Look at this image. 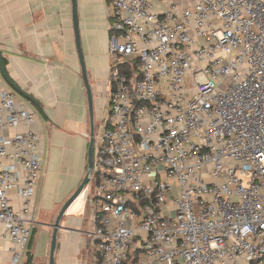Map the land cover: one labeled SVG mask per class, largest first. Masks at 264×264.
Here are the masks:
<instances>
[{"label":"built area","instance_id":"1","mask_svg":"<svg viewBox=\"0 0 264 264\" xmlns=\"http://www.w3.org/2000/svg\"><path fill=\"white\" fill-rule=\"evenodd\" d=\"M107 2L111 93L79 197L97 264H264V0ZM35 120L0 89L12 264L35 225Z\"/></svg>","mask_w":264,"mask_h":264},{"label":"crops","instance_id":"2","mask_svg":"<svg viewBox=\"0 0 264 264\" xmlns=\"http://www.w3.org/2000/svg\"><path fill=\"white\" fill-rule=\"evenodd\" d=\"M76 5L79 42L92 91V120L76 51L71 0H0V56L8 77L37 102L14 93L16 102L36 117L30 128L40 138L43 160L32 214L35 227L40 219L44 221L41 251L32 252L29 240L17 264H27L28 257L30 264H47L52 226L73 193L70 189L77 188L72 170L80 176L87 171L91 133L97 135L108 109L110 6L107 0H76ZM0 89L12 91L1 74ZM26 129L23 123L18 127L20 132ZM46 157L49 165L44 172ZM11 200L18 207L14 192ZM92 229L89 207L75 212L71 205L59 222L54 264H96ZM10 247L0 226V264H12Z\"/></svg>","mask_w":264,"mask_h":264},{"label":"water","instance_id":"3","mask_svg":"<svg viewBox=\"0 0 264 264\" xmlns=\"http://www.w3.org/2000/svg\"><path fill=\"white\" fill-rule=\"evenodd\" d=\"M72 4V23H73V29H74V37H75V45H76V51L78 55L79 65L81 68V77L84 84V88L86 91L87 96V103H88V110L90 113V118L92 120V91L88 82L87 72L83 60V54L81 51V46L79 42V30H78V16H77V5L76 0H71ZM0 74L2 78L4 79L5 83L9 86V88L12 89L13 93H17L18 95L22 96L23 98L27 99L29 102L37 105V102L31 98L28 94L20 90L13 81L8 77V74L5 70V66L3 64L2 58L0 56ZM93 143H94V137L93 133H91L90 140H89V146H88V152H87V171L85 174V177L82 181V183L79 185V187L76 189L74 194L65 202L63 207L61 208L53 226H52V238H51V244H50V252H49V263L48 264H54V253L56 249V243H57V233L59 229V222L66 210L73 204L74 201H76L84 187L88 183L89 174L92 166V153H93Z\"/></svg>","mask_w":264,"mask_h":264},{"label":"rangeland","instance_id":"4","mask_svg":"<svg viewBox=\"0 0 264 264\" xmlns=\"http://www.w3.org/2000/svg\"><path fill=\"white\" fill-rule=\"evenodd\" d=\"M48 163L49 162H48L47 157H46V160L44 161V165H43L44 172L47 170V164ZM73 173L75 174L74 175L75 179L72 182H73V184H77V188H78L79 185L82 183L84 177H85L86 170H85L84 175H82V176H80V174L78 172H75V170H72V174ZM43 182H44V180H43ZM72 186L73 185H71V187ZM77 188H74V189L71 188L70 189L73 192L72 194H74V192L76 191ZM72 194H71V196H72ZM83 206H84V203H83L82 199H78V200L74 201L73 204H72L73 210L75 212L76 211H80L83 208ZM38 222L39 223L37 224V226L35 227V225H34V227L32 228V233H31L32 235L30 237V243H29L31 245V247H32V249H31L32 252H35V254H38L41 251V242H42V238H43L42 228H41L40 225H43L44 221L42 219H40ZM49 250H50V248H49ZM48 255H49V253H48ZM48 255L46 256L47 258H45V260L48 261L47 264L49 263Z\"/></svg>","mask_w":264,"mask_h":264},{"label":"trees","instance_id":"5","mask_svg":"<svg viewBox=\"0 0 264 264\" xmlns=\"http://www.w3.org/2000/svg\"><path fill=\"white\" fill-rule=\"evenodd\" d=\"M133 68H134V70H135V68H136V62L135 63H133ZM129 69H130V67H128V66H125L124 68H120V70H121V73H127L128 71H129ZM32 233V232H31ZM32 235V234H31ZM27 264H30V257H28V259H27ZM97 264V263H96Z\"/></svg>","mask_w":264,"mask_h":264}]
</instances>
